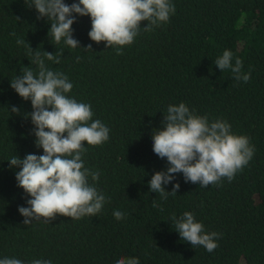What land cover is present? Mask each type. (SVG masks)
<instances>
[{"label":"trees","instance_id":"16d2710c","mask_svg":"<svg viewBox=\"0 0 264 264\" xmlns=\"http://www.w3.org/2000/svg\"><path fill=\"white\" fill-rule=\"evenodd\" d=\"M30 2L0 0V259L116 264L123 256L139 258L140 264H264V0H171L176 10L169 21L141 30L122 55L116 54L118 46L107 49L89 38L90 16L77 15L72 25L80 48L56 43L50 22L37 19ZM17 39L42 55L62 52L60 63L45 60L46 66L64 73L73 84L66 95L91 105L92 120L110 129L103 144L85 142L82 156L86 168L100 173L98 181L89 176V184L109 198L97 216L23 223L18 208L27 207L31 197L17 186L20 169L8 161L43 155V149L35 144L31 100L10 86L24 67L38 74L33 56ZM89 44L92 51L82 49ZM225 50L233 53V65L236 58L243 61L242 73L251 71L248 82L216 67ZM180 103L210 123L226 121L232 134L250 138L255 152L231 182L221 178L201 187L175 174L163 187L180 188L164 200L148 184L168 167L167 158L153 152L152 135L162 127L167 107ZM12 106L19 112H11ZM114 210L125 218L115 219ZM184 212L193 213L205 232L222 234L212 253L181 240L171 217Z\"/></svg>","mask_w":264,"mask_h":264},{"label":"clouds","instance_id":"9594fccd","mask_svg":"<svg viewBox=\"0 0 264 264\" xmlns=\"http://www.w3.org/2000/svg\"><path fill=\"white\" fill-rule=\"evenodd\" d=\"M28 7L37 10V19L47 18L51 24L49 34L56 43L63 40L72 49L80 48L72 28L76 16H90L89 38L97 44L105 42L107 49L118 46L117 55L123 54V46L131 45L141 30L149 32L167 23L176 10L171 0H79L71 5L64 0H31ZM142 21L148 22L146 27H141ZM16 43L27 46L38 74L31 67H24L22 74L10 81V86L24 100H31L33 111L28 115L35 126V144L43 149V155L27 154L23 159L14 155L8 161L10 168L20 169L15 173L17 186L31 197L26 201L27 207L18 208L25 218L23 223L27 225L40 218L50 223L57 215L75 220L97 216L109 198L89 184L88 177L98 181L100 173L86 168L82 156L87 151L85 142L92 146L103 144L109 140L110 129L99 119L92 120L91 105L66 95L73 84L64 73L46 66L45 60L60 63L62 52L42 55L25 40L17 39ZM82 49L92 51V45ZM232 60L233 53L225 50L214 63L221 71L231 69L237 81L248 82L251 71L242 73L243 61L236 58L233 65ZM11 112L18 113L19 109L12 106ZM161 124L160 129L153 131V152L161 159L167 158L168 167L155 172L148 182L150 191L159 193L161 199L177 195L179 183L173 185L171 192L163 187L177 173L183 174L186 183H198L201 187L218 184L221 178L231 182L254 156L255 148L249 137L232 134L226 121L210 123L207 116L195 115L184 103L169 105ZM113 216L121 220L126 214L114 210ZM171 220L181 240L193 248L203 246L212 253L218 247L222 234L205 232L193 213L184 212L179 218L173 215ZM0 264L24 262L5 257ZM31 264H52V261L35 259ZM116 264H140V261L122 256Z\"/></svg>","mask_w":264,"mask_h":264}]
</instances>
